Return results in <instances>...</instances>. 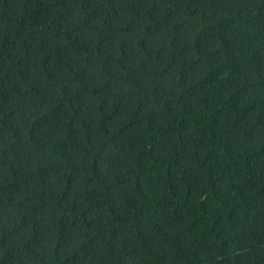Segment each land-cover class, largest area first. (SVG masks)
Masks as SVG:
<instances>
[{
	"label": "trees",
	"instance_id": "16d2710c",
	"mask_svg": "<svg viewBox=\"0 0 264 264\" xmlns=\"http://www.w3.org/2000/svg\"><path fill=\"white\" fill-rule=\"evenodd\" d=\"M0 264H264V0H0Z\"/></svg>",
	"mask_w": 264,
	"mask_h": 264
}]
</instances>
